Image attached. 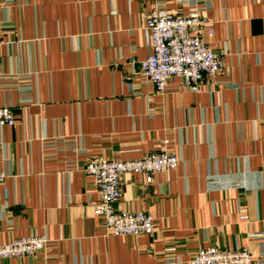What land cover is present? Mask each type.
Here are the masks:
<instances>
[{
    "label": "crops",
    "instance_id": "obj_1",
    "mask_svg": "<svg viewBox=\"0 0 264 264\" xmlns=\"http://www.w3.org/2000/svg\"><path fill=\"white\" fill-rule=\"evenodd\" d=\"M196 8L222 68L157 91L138 66L146 16ZM0 106L15 119L0 126V244L47 239L0 264H189L209 245L264 264V0H0ZM162 148L177 166L124 173L115 204L153 231H106L86 163Z\"/></svg>",
    "mask_w": 264,
    "mask_h": 264
},
{
    "label": "built area",
    "instance_id": "obj_2",
    "mask_svg": "<svg viewBox=\"0 0 264 264\" xmlns=\"http://www.w3.org/2000/svg\"><path fill=\"white\" fill-rule=\"evenodd\" d=\"M205 6L209 3L204 2ZM144 29L151 52L139 62L141 76L157 91L171 88L169 79L180 78L192 89L206 73L212 75L222 68L220 55L209 45L207 38L213 30L208 19L201 16L198 8L188 14H178L164 9H155L146 16ZM15 121L8 106H0V126ZM180 159L166 149L151 150L134 159H109L104 157L88 161L84 171L96 185L99 201L93 213L104 219L106 231L113 235L151 233L153 215L147 211H128L115 204L121 196V179L124 173H141L150 182L153 174L173 169ZM6 178L0 170V226L4 217L3 183ZM44 235H26L0 244V257L31 255L44 248ZM254 255L247 247L222 249L216 245L200 247L189 258V264H254Z\"/></svg>",
    "mask_w": 264,
    "mask_h": 264
}]
</instances>
